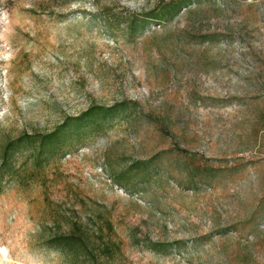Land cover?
<instances>
[{"label":"rangeland","instance_id":"374dc122","mask_svg":"<svg viewBox=\"0 0 264 264\" xmlns=\"http://www.w3.org/2000/svg\"><path fill=\"white\" fill-rule=\"evenodd\" d=\"M9 146L0 264H264V0H0Z\"/></svg>","mask_w":264,"mask_h":264},{"label":"trees","instance_id":"16d2710c","mask_svg":"<svg viewBox=\"0 0 264 264\" xmlns=\"http://www.w3.org/2000/svg\"><path fill=\"white\" fill-rule=\"evenodd\" d=\"M192 1V0H191ZM180 6H178L176 13L179 11ZM111 110L107 109L105 110L103 107L94 109V108H90L87 111H85V114L75 117V118H70L65 124V126L69 123V122H73L75 127H81L83 125H85V123L89 120V118L91 117H100L101 115H105V113H109ZM59 129H57L56 131H54V133L52 134H48L45 136H42L38 141H36L37 139L33 138L32 136H28L26 135L24 138L20 139L19 142L21 143H26L29 146L33 145L35 149H37L38 147L40 148L39 151L37 153H39V157L42 155L41 153H43V148L45 146H47V144H52L55 142L59 141ZM18 142V143H19ZM11 146H9L8 148L6 147L4 152H3V159L1 161V165H0V169H9L11 176H12V170L13 168H11V166L8 164V149ZM38 157V158H39ZM7 172V171H6ZM55 240L50 242V245H52L55 248L58 247H63L66 246L67 244H69V242L72 244L73 240L76 239V236H74V234L69 235V237H65V236H58L57 238H54Z\"/></svg>","mask_w":264,"mask_h":264}]
</instances>
